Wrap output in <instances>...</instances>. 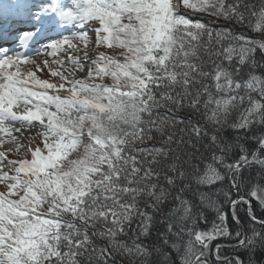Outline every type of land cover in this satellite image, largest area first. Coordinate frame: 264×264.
Segmentation results:
<instances>
[{
    "label": "snow or ice",
    "instance_id": "obj_1",
    "mask_svg": "<svg viewBox=\"0 0 264 264\" xmlns=\"http://www.w3.org/2000/svg\"><path fill=\"white\" fill-rule=\"evenodd\" d=\"M181 4L185 9L223 16L241 25L247 21L261 33L260 42L228 32L216 33L214 38L204 23L193 22L178 12ZM248 8L242 0L230 4L224 0H78L74 6L70 2L53 4L51 0H0V131H7L3 127L6 121L28 126H35L33 121H37L46 129L44 148L32 151L30 161L10 162L13 167L19 164L15 167L18 175H0V182L11 181L7 194L0 193V264H84L82 257L88 264L93 258L96 264H117L115 256H123L129 264H174L168 254L162 253L163 260H158L154 253L159 249L135 241L128 246L117 239L128 230L136 240L148 235L153 216L163 211L169 197L175 205L171 215L179 213L178 220L191 225L186 229L189 244L180 253L181 264H209L213 241L231 235L227 231L228 212L218 209L211 228L199 230L198 224H207L208 219L203 210H194L193 202L182 193L193 184L211 186L225 175L239 193L237 176L241 170L250 167L252 160L264 167V159L253 153L249 160L243 145L234 146L217 134L230 109L244 103L242 90L250 107L232 127L247 129L250 124H264V103L260 102L264 101V79L253 74L247 80L235 79L240 66L256 67L257 47L264 51V9L246 17ZM253 16L258 18L254 25ZM86 21L95 23L87 25ZM21 24L30 27H18ZM77 26H81L79 35L62 37L47 47L52 49L49 55L69 49L75 53L83 43V57L69 56V61L79 69L85 66L82 60L91 61L87 80H69L63 72L49 69L51 76H59L69 85V95L61 98L59 94L49 95L48 90L58 93L65 89V83L57 86L40 80L32 71H27L26 79L22 77L19 65L28 63L29 58L8 54L10 45L18 41L26 46L47 31L63 28L71 32ZM89 27L94 46L121 49L122 62L115 54L88 55ZM205 35L209 47L213 39L236 41L210 52L220 60L214 61L212 71L194 62L199 59L197 50ZM234 60L237 66L231 70L223 66L224 62L232 65ZM44 63L47 66L48 62ZM11 68L16 71H8ZM105 77H110L112 84H105ZM209 79L212 83L206 82ZM29 82L32 88L26 86ZM252 93L260 101L253 99ZM21 105L24 112L13 111ZM161 108L164 113L158 111ZM201 108L207 124L212 125L211 135L199 122L175 115L177 111L200 114ZM169 122L172 130L166 131ZM156 133L160 134L159 147L155 143L137 147L156 141ZM253 139L254 147L264 155V135L253 134ZM220 168L225 169L224 175ZM20 173L27 179H20ZM253 197L264 205V186L228 201L237 224L239 204L248 205L250 221L262 226L259 231L253 228L251 235L237 231L234 251L245 249L250 254L248 264H264V216L252 215ZM205 200L215 206L201 193L200 203ZM137 217V229H132V220ZM173 227L168 223L167 232ZM97 235L107 241L99 251L91 239ZM163 243L168 244V240ZM214 254L213 264H244L240 255H223L218 244Z\"/></svg>",
    "mask_w": 264,
    "mask_h": 264
},
{
    "label": "trees",
    "instance_id": "obj_2",
    "mask_svg": "<svg viewBox=\"0 0 264 264\" xmlns=\"http://www.w3.org/2000/svg\"><path fill=\"white\" fill-rule=\"evenodd\" d=\"M175 2V0H173ZM234 0H224L225 4L233 3ZM243 3H247L249 5L248 10L245 12V16L247 17L250 12L252 11H261L264 9V0H242ZM178 12L184 14L188 18H190L193 22H201L204 23L208 30L213 33V37L215 38L216 33H225L228 32L230 34H234L235 36L244 35L250 39H255L258 43L260 42L261 33L258 31L253 30L249 24L246 23L244 25L238 24L232 20L224 18L223 16H214L209 15L208 12H197L191 9H185L181 4ZM257 17H251V23L254 25L257 22ZM235 40H225L222 39L220 41H216L213 39L211 46L209 47L208 36L205 35L200 42V45L197 50V56L199 57L198 60L194 62L198 64H202L205 71H212L213 70V63L214 61L219 63L220 60L214 55H210L212 50L218 51L222 45H227L228 43H235ZM122 51L121 49L117 48L115 50L110 49V55L115 54V58L123 61V57L119 56V52ZM256 67L252 68L248 65H243L241 67V72L239 75L235 76L237 80H247L250 74L257 75L261 79H264V51H261L259 47H257L256 52L254 53ZM224 67L231 70L232 68L236 67V61H233L232 65L227 64L224 62ZM108 78V77H105ZM108 81L107 79H105ZM207 83H212L209 79L206 81ZM108 84L111 83L108 81ZM212 91L215 92L214 87ZM242 95L246 96L244 103L240 104L237 103V106L230 109L229 114L227 115L223 127L220 128L219 132L217 133L224 141L233 144L234 146L239 144L243 145L246 151L249 152V160H252V154L254 153L255 156L264 159V155L254 147L256 144V140L253 139V134L256 137H260L264 135V124L254 123L250 124L247 129L241 128L236 129L232 127V125L239 122L241 115L245 112V109L249 108V102L247 100V93L245 91H241ZM253 99L260 101V97L256 93H252ZM206 97H202V100ZM264 103V101H260ZM160 113H164L165 109L161 108L158 110ZM205 110L201 108L200 114L192 115L188 111H177L175 113L178 117H184L185 119H190L194 123L199 122L202 127H206L209 131V135L212 134L213 128L212 125L207 124L206 118L202 115ZM180 128H184L185 125H179ZM171 124L169 122V128L166 131H171ZM157 140L156 141H148L144 145H137V147H150L152 144H156L159 147V139L160 134L156 133ZM185 139H187V134H185ZM203 143V141H202ZM84 144L80 146L79 151L83 152ZM201 151H204L201 149ZM238 152V149L232 154V158H235V154ZM75 153L72 156H69V159L73 158ZM231 162V159L229 160ZM220 173L222 175L225 174V169L220 168ZM237 183L239 184V193L231 188V181L228 176L225 175V178L221 181L216 182L211 186L201 185L197 187L195 184L192 185L191 189L185 190L182 193V197L188 199L189 201L193 202L194 210H203L204 216L207 217L208 223L198 224L199 230H208L211 228L212 223L217 220L216 212L218 209H223L225 212H228L227 218V231L231 233V235H225L224 237H220L217 240L213 241L210 248H214L215 245H219L222 249V254L227 256H235L240 255L241 258L244 260V264H248V257L249 253L246 252L245 249L241 248L238 251H234L236 236L235 233L240 231L241 233L247 232L251 235V230L255 228L257 231L261 229V225L255 223L254 221H250L248 213L246 212V208L248 205L241 206L237 205V214L240 217V223L237 224L233 219L231 212L229 211L230 205L228 203L229 199H235L237 195L244 196L248 192L249 189H254L259 186H264V167H262L259 163L252 160L250 167H244L239 176H237ZM201 193L206 194L210 199L214 202V207L210 206L208 201L205 200L203 204L199 201V196ZM176 193H173L175 195ZM19 197L15 196L14 199H18ZM45 208L47 205L44 206ZM175 207L172 197H169L168 200L165 202L163 206V211L156 213L152 218V228L148 235L140 236L139 240L135 239V235L131 230L127 231V234H122L117 237L118 240L124 242L128 246H132L133 242L141 243L145 246L152 247L154 249H159V253H154V256L158 260H163V254H168L169 259L174 261V264H181V255L180 253L187 250L189 244V236L187 233V227H191L190 224H185L178 220L179 213L175 215H171L173 208ZM251 208H252V215L257 217L264 216V205H261L259 200L256 198H251ZM149 213L152 212V209H147ZM66 219H70V217H66ZM139 223V218H134L132 220L131 227L132 229H137V225ZM168 223H173V231L171 233L167 232V225ZM185 228V231L181 233V228ZM91 229L89 232L91 233ZM180 233V235H177ZM94 244L97 247V251L100 248L107 246V241L101 239L98 235L95 237H91ZM164 239L168 240V244H164ZM176 245V248L173 247ZM197 247H199L197 245ZM117 260V264H129L127 259H124L123 256H115ZM84 259V264H88L87 258L82 257ZM111 259V258H110ZM253 259H258V257H253ZM209 264H213L215 260V254L210 253L209 257ZM92 264H96L95 258L92 259ZM138 264V262H137Z\"/></svg>",
    "mask_w": 264,
    "mask_h": 264
},
{
    "label": "rangeland",
    "instance_id": "obj_3",
    "mask_svg": "<svg viewBox=\"0 0 264 264\" xmlns=\"http://www.w3.org/2000/svg\"><path fill=\"white\" fill-rule=\"evenodd\" d=\"M57 4H64L61 3L62 1L65 2H70V4L72 6H74L76 3H78V0H55ZM125 23L127 22L126 20L124 21ZM95 22L93 21H86L87 25H93ZM81 28V26H80ZM88 33H89V41H88V55L91 56L92 58H95L96 56L99 55L100 52H104L105 55H110V49H106V48H99L97 49L94 44L92 43V38H91V32H92V28L89 27L87 29ZM62 37H68L69 39H71L72 37H69V34H65L62 33L61 35H59V37L56 40L61 39ZM54 41V42H55ZM52 43V42H51ZM73 43H77L76 41H73ZM68 45H64V48H67ZM83 48H84V44L83 43H79V47L77 49V52L73 53L71 51V49H69V51L65 52L63 50L57 52L60 54V59L57 60L55 58V55H49V53L52 52V49L50 47L43 48V52H40L39 55L41 56V59L39 60L37 56V58L35 59V61L28 63L29 66V71H32L36 78L40 79V80H44L47 81L49 83H65V88L67 89V87H69V85L65 82L62 81L60 79L59 76L53 77L50 74L49 69L54 70V71H60L63 72V74L68 77L69 80H87V72H88V67L91 63V61H81L85 66L83 69H79L76 68L70 61H69V56H80L83 57L84 52H83ZM37 51L40 49V47L35 48ZM10 55H15V54H10ZM20 56H22L21 54H19ZM53 56V58H52ZM51 57V58H50ZM45 61L48 62L47 66H45ZM56 61H61V64H57ZM42 69V70H38ZM26 69H24L25 71ZM107 79L111 84H112V80L110 77L105 78ZM108 81L104 80L103 82L105 84H108ZM89 83H91L92 81H88ZM95 82L99 83L101 81L96 80ZM51 90V89H50ZM39 91H42L41 89ZM54 93V90H51ZM60 92H62V94L68 96L69 93L66 90H60L58 93L60 94ZM46 123V120H45ZM33 132L32 133H28L27 131H20L18 130H8L7 131H0V153L3 154L2 157H0V175L3 174H7L9 176H17L18 174L15 171V167H19V164L17 163L15 165V167L11 166L10 162H19V161H23V160H31L32 159V151H34L36 148H44V134L46 132V129L43 126L40 127H33ZM86 140V136L84 138ZM83 144V143H82ZM81 144V145H82ZM44 154L46 155V151L44 152ZM19 178L20 179H27V177L24 176L23 173L19 174ZM11 181L8 182H0V192L3 193L5 192L7 194V184L10 183ZM23 194V193H21ZM15 196H12L10 198L14 199ZM214 249L213 248V252L214 253Z\"/></svg>",
    "mask_w": 264,
    "mask_h": 264
},
{
    "label": "bare ground",
    "instance_id": "obj_4",
    "mask_svg": "<svg viewBox=\"0 0 264 264\" xmlns=\"http://www.w3.org/2000/svg\"><path fill=\"white\" fill-rule=\"evenodd\" d=\"M63 2L66 3L65 1H62L61 3H63ZM51 3L57 4L55 0H51ZM18 27L27 29V28L30 27V25L21 24V25H18ZM61 30L64 31L63 28ZM80 31H81L80 26H77V27L73 28L71 32H65V31L64 32L69 34V37H73V36L79 35ZM47 37H49V35L43 34L35 42L29 41L26 46H21L20 45V47L22 49V52H21L22 55H24V56L29 58V62L28 63H31V62L35 61L37 56H40V57H38L39 60L41 59V56H43V54L39 55L38 52H34L33 50H31V48L32 47H34V49L37 48V47L41 48V46L44 45V39H46ZM12 39H14V38H12ZM16 46L19 47L18 41L14 45H10L9 47L11 49V47H16ZM29 51H32V52L29 53ZM25 53H27V54H25ZM52 58H53V56H52ZM55 58L57 60H59L60 59V54L57 53L55 55ZM28 63H21L19 65V69H20V72L22 74V77L25 78V79L27 78V71H29L28 68L30 66V65H28ZM24 69H26V70L24 71ZM8 71H13L14 72V71H16V69L15 68H11V69H8ZM53 84H56L57 86L60 85L59 83H55V82H53ZM26 86L32 88V84L30 82ZM34 90L39 91L40 89H34ZM61 90H66V88L65 89H61ZM48 94L49 95H56V94H59V93H54L53 91L48 90ZM59 95L61 96V98L67 97L66 95L62 94V92H60ZM27 107L31 108L32 106L28 105ZM24 110H25V106H23V105H21L19 108H16V107L13 108V111H17V112H24ZM52 110H54V109H52ZM33 124L35 126H28L27 124H22L20 121H6L5 125L3 127L7 128L8 130H17V129H19L20 131H27L28 133H32L33 130H34L33 127H40L41 126L40 123L37 122V121H33Z\"/></svg>",
    "mask_w": 264,
    "mask_h": 264
},
{
    "label": "water",
    "instance_id": "obj_5",
    "mask_svg": "<svg viewBox=\"0 0 264 264\" xmlns=\"http://www.w3.org/2000/svg\"><path fill=\"white\" fill-rule=\"evenodd\" d=\"M233 190H235V189H233ZM236 191V190H235Z\"/></svg>",
    "mask_w": 264,
    "mask_h": 264
}]
</instances>
